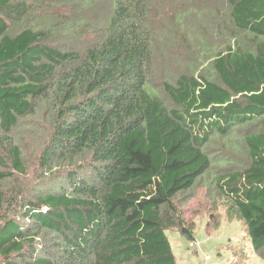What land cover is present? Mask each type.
I'll list each match as a JSON object with an SVG mask.
<instances>
[{"label": "trees", "instance_id": "16d2710c", "mask_svg": "<svg viewBox=\"0 0 264 264\" xmlns=\"http://www.w3.org/2000/svg\"><path fill=\"white\" fill-rule=\"evenodd\" d=\"M205 1L0 0V264H178L202 180L264 257V0Z\"/></svg>", "mask_w": 264, "mask_h": 264}, {"label": "rangeland", "instance_id": "374dc122", "mask_svg": "<svg viewBox=\"0 0 264 264\" xmlns=\"http://www.w3.org/2000/svg\"><path fill=\"white\" fill-rule=\"evenodd\" d=\"M209 149L216 158L228 154L239 159L242 155L222 142ZM209 181L198 183L181 204L188 222L195 227L196 239L190 241L178 230L168 232L178 264H264V257L254 253L244 222L228 217L225 197L216 188L210 189L213 184Z\"/></svg>", "mask_w": 264, "mask_h": 264}]
</instances>
